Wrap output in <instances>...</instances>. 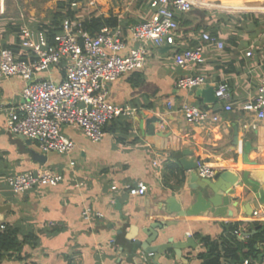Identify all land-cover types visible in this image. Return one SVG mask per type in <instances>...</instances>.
I'll return each mask as SVG.
<instances>
[{
    "label": "crops",
    "instance_id": "0c3cea01",
    "mask_svg": "<svg viewBox=\"0 0 264 264\" xmlns=\"http://www.w3.org/2000/svg\"><path fill=\"white\" fill-rule=\"evenodd\" d=\"M99 1L93 0V4ZM210 1L220 2L229 15L253 14L252 19L264 27V0H202L203 5H209ZM106 2L112 5V0ZM113 2L117 6L111 17L116 18V25L123 31L127 51L138 45L128 33L130 26L151 10L148 0L122 6L116 0ZM80 8L72 18L77 16L83 21L92 15L110 17L108 12L98 9V3L94 9L79 11ZM185 18L190 17L188 14L178 17L176 49L189 46L195 39L191 26L181 24ZM248 19L243 24L253 23ZM19 20L6 22L0 11V47L14 44L17 35L20 40L23 28L44 31L37 28L41 22ZM241 27L237 22L235 30L221 31L219 37L225 48L209 47L205 62L194 70L182 69L174 63L173 47L147 43L143 67L111 82L107 97L112 103L136 106L137 112L113 119L97 142L90 141L78 128L63 126L61 133L75 143L69 153L48 152L38 160L31 155V151L42 153L37 141L26 143L8 132L6 116L0 113V226L12 228L23 241L19 250L6 253L0 264H203L197 256L203 246L195 234L219 242L224 223L264 221V185L250 177L253 169L264 171V117L259 119L241 108L253 98L264 75V43L242 41ZM246 51H251V55L246 56ZM191 72L203 74L210 86L226 80L232 93V110L220 109V101L204 102L197 95V88L176 90L174 80ZM63 75L64 70L58 66L38 74L54 81H60ZM23 85L19 76L0 78V105L21 103ZM167 101L172 102L171 108ZM184 101L212 108L219 113L220 121L205 124L185 121L178 110ZM245 143L251 145L247 158L253 164L242 160ZM183 151H190L188 158L195 157L212 167L215 175L210 180L219 181L220 190L215 196L209 190L203 191L206 200L214 199L210 209L167 227L155 243L169 236L181 240L183 234H190L197 247L183 249L182 259L175 258L170 251L157 263L139 249L130 254L128 237L143 240L142 230L153 221H176L179 217L171 209L176 206L186 209L195 202L197 190L188 187L187 172L179 160L184 157ZM175 163L177 168L171 169L169 165ZM43 166L60 172L63 181L22 194L12 192L8 176ZM222 174H227V178L221 179ZM136 181L147 184L144 195H129L121 188L124 183ZM111 185L117 189L112 190ZM221 187L225 188L223 193ZM255 210L259 215H253Z\"/></svg>",
    "mask_w": 264,
    "mask_h": 264
},
{
    "label": "built area",
    "instance_id": "2783aa9c",
    "mask_svg": "<svg viewBox=\"0 0 264 264\" xmlns=\"http://www.w3.org/2000/svg\"><path fill=\"white\" fill-rule=\"evenodd\" d=\"M89 3L94 2L91 0ZM79 4L74 0L71 7L77 9ZM194 6L202 7V0H148L151 12L130 26L128 32L138 45L127 51L126 40L119 25H104L91 32L83 28L77 16H65L60 21L59 31L53 34L52 42L45 31L23 28L18 51L0 47V78L19 76L24 81L22 102L0 105V113L6 116L7 131L36 140L42 153L66 154L74 149V141L61 133V128L66 125L78 128L92 142L99 141L104 135V127L113 119L130 117L138 110L136 106L127 103L110 102L107 99L109 84L121 75L143 67L147 43L174 48L179 29L178 17ZM195 39L197 43L194 46L173 50L174 63L182 69L191 67L194 70L202 65L209 47L222 50L225 46L219 36L209 31H202ZM21 55L26 59L21 58ZM245 55H251V51H246ZM53 66L64 70L60 81L38 76ZM206 84L207 78L195 72L174 80L176 90H191ZM213 87L214 96L222 103L220 109L232 110L229 83L220 80ZM166 104L172 107L171 101ZM241 108L253 112L259 119L264 117V75L256 86L253 98L244 102ZM178 110L189 123L220 121L219 113L212 108L184 101ZM196 172L200 177L209 179L215 175L212 167L200 161H197ZM63 179L60 172L43 166L8 176L7 183L14 194H22L35 187L56 186ZM121 188L133 196L144 195L148 190L144 181L124 183ZM111 189L115 190L117 186L111 185ZM253 215H259L258 211H253ZM234 233L241 240L246 237L240 230ZM241 264H248V260Z\"/></svg>",
    "mask_w": 264,
    "mask_h": 264
},
{
    "label": "trees",
    "instance_id": "16d2710c",
    "mask_svg": "<svg viewBox=\"0 0 264 264\" xmlns=\"http://www.w3.org/2000/svg\"><path fill=\"white\" fill-rule=\"evenodd\" d=\"M73 1H60L58 3V11L47 21L48 23H40L37 27L47 33L49 41L52 42L53 34L59 31L60 21L65 16L74 17V13L77 12L76 9L71 7V2ZM185 14H188L190 18H185L181 24L191 26L190 30L195 37L199 36L202 31H209L212 35L219 36L221 31L228 29V26L232 24L231 20L234 19L236 21L234 24H236L237 22H244L245 20L243 19H252L253 16L250 13H243L236 17L226 12H215L196 6ZM253 23L258 25L256 20H253ZM116 24V18L103 15H92L89 19L82 21L83 28L91 32L100 29L104 25L115 26ZM17 31L19 34L20 28H17ZM16 38L17 41L14 44H4L3 46L10 47L16 52L20 42L18 35ZM232 41L230 42L231 44H233ZM196 43L197 41L194 39L189 46H194ZM20 57L26 59L23 55ZM169 167L171 169L177 168V164L169 165ZM236 230H240L242 233H250L252 231L254 233L241 240L234 233ZM194 236L203 246V250L197 255L198 258L203 260V264H241L246 259L248 264H253V261H257V264H263L264 221L251 220L224 223L219 242L213 241L205 235L195 234ZM22 242L12 228L4 226L0 230V260L6 253L18 251Z\"/></svg>",
    "mask_w": 264,
    "mask_h": 264
},
{
    "label": "water",
    "instance_id": "95a60500",
    "mask_svg": "<svg viewBox=\"0 0 264 264\" xmlns=\"http://www.w3.org/2000/svg\"><path fill=\"white\" fill-rule=\"evenodd\" d=\"M165 48H169V46H165ZM197 95H200L204 102L206 103H213L217 101L216 97L214 96V87L208 84L197 87L196 90ZM21 139L25 140L26 143H31L32 139L25 138L23 135H19ZM251 145L245 143L242 147V160L244 163H251L253 164L254 161H250L247 158V154L251 149ZM190 151H183L182 154L184 157L180 158V163L182 165V169L187 172L189 185L188 187L191 189H196V200L194 203L189 205L186 209H181L180 206H176L171 211L175 212L179 217L178 220L174 221H162V220H155L151 224H149L146 228L142 230L145 235L143 240H136L132 237H128L131 240V248L130 254H135L136 250L139 249L143 253L150 255L153 259L154 263H157L158 259L164 255H167L170 251L174 254L175 258H181V253L183 249L190 248L195 249L197 247V243L195 239L190 234H183V239L181 240H174L173 236H169L163 242H157L161 235L165 234V229L172 225H176L178 221L184 220L187 217L194 216L200 214L201 212H205L210 209L212 203H214V199L209 198L206 200L203 196V191H211L215 195H218L219 189V181L218 183H214L209 178L200 177L197 172V158L193 157L190 159L187 155H190ZM45 153L33 152L31 151V155L38 160L44 158ZM250 177L257 180L258 182L264 185V171H259L257 169H253L250 172ZM227 178V174H222L221 179ZM218 186V187H217ZM225 191L224 187H221V192ZM220 195V194H219ZM254 231L250 233H244L245 236L253 234ZM132 238V239H131Z\"/></svg>",
    "mask_w": 264,
    "mask_h": 264
},
{
    "label": "rangeland",
    "instance_id": "374dc122",
    "mask_svg": "<svg viewBox=\"0 0 264 264\" xmlns=\"http://www.w3.org/2000/svg\"><path fill=\"white\" fill-rule=\"evenodd\" d=\"M60 1H68V0H0V11H2V16L5 17V21L9 23H16L18 19L27 20V21H35L36 23H42L44 21L49 20L54 13H56L59 9L58 3ZM80 2L78 6H81L79 11H86L88 9H94L95 4L98 3V9L101 12H108V16H112L114 10L116 9V4L112 0V5L106 2V0H100L95 4L89 3L91 0H77ZM97 1V0H96ZM118 1V5L128 4L129 2H135L138 0H116ZM115 6V7H114ZM201 8L207 10H213L215 12H223L225 13L224 7L221 6L220 2L210 1L209 5H203ZM251 11V10H246ZM254 12V11H251ZM219 15V14H218ZM107 17V16H105ZM81 20V19H80ZM246 20V19H243ZM251 23L253 19H248ZM82 21V20H81ZM232 24L228 26L229 30H235L237 28V23L233 19L231 20ZM238 24L242 25V36L240 39L247 44L251 43H264V27L263 25H256L254 23L246 25L243 22H238ZM227 30V31H229Z\"/></svg>",
    "mask_w": 264,
    "mask_h": 264
}]
</instances>
